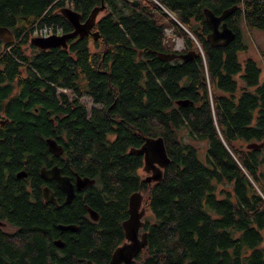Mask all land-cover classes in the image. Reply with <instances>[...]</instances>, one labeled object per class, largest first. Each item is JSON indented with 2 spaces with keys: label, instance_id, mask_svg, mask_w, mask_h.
<instances>
[{
  "label": "trees",
  "instance_id": "16d2710c",
  "mask_svg": "<svg viewBox=\"0 0 264 264\" xmlns=\"http://www.w3.org/2000/svg\"><path fill=\"white\" fill-rule=\"evenodd\" d=\"M101 6L97 40L46 51L29 43L41 26L73 31L62 8L84 22ZM234 6L226 22L235 40L212 47L203 11ZM242 25L264 31V0H0V27L14 36L0 40V221L14 228L0 234V264H108L137 192L150 215L133 264H264V79L254 60L241 61ZM167 29L182 50L166 43ZM187 52L195 53L187 62L157 57ZM50 137L62 156L48 151ZM158 137L170 161L148 185L138 173L143 157L130 150ZM54 165L95 183L66 204L39 174ZM21 171L27 178L18 180ZM45 186L57 205L43 202Z\"/></svg>",
  "mask_w": 264,
  "mask_h": 264
},
{
  "label": "water",
  "instance_id": "95a60500",
  "mask_svg": "<svg viewBox=\"0 0 264 264\" xmlns=\"http://www.w3.org/2000/svg\"><path fill=\"white\" fill-rule=\"evenodd\" d=\"M245 1V0H244ZM237 7L234 6L231 9L224 11L221 15L216 16L209 10H204V17L211 32L207 37V41L212 47H226L233 42L236 38V34L228 27L226 20L233 15ZM104 10V7L96 8L91 13L90 17L84 22L81 21L80 14L76 13L69 7H64L59 11V14L71 25L73 31L68 34H62L60 36L52 35L49 37H33L29 43L43 51L51 50L53 48L66 49L68 41L75 38H83L85 36H92L94 40L98 39V33L92 32L96 24L97 16ZM0 40L6 44L14 42V36L12 32L7 28L0 27ZM176 51H179L175 49ZM194 52H187L185 54L168 53L157 54V57L161 61L172 62L180 60L187 62L192 60ZM190 102L179 101L178 106H187ZM48 151L54 157H60L63 155V148L53 139L47 138L45 140ZM261 146L250 145L249 149H257ZM130 153L135 156L143 157L142 170L149 174L144 181L151 185L152 183H158L163 177V170L168 165L170 159L166 153V148L161 137L158 138H146L144 144L138 149H131ZM40 177L45 182L54 181L59 190L65 196V203L71 204L75 198L76 192H83L86 188L94 185L95 181L88 178H81L76 176L74 180L70 177L62 174V169L57 165L49 168L43 167L39 171ZM18 180L27 178V173L24 171L16 174ZM42 200L45 204L57 205L53 192L48 187L42 188ZM143 196L140 192L134 193L130 196L128 201V218L122 223L124 231L125 242L119 246L112 254L108 264H133L135 259L139 256L140 252L147 247V233L140 232L144 227L143 217L145 210L142 208ZM88 217L91 221L97 222L99 215L91 208L86 206ZM57 229L61 232L75 233L78 231V227L75 225L62 226L58 225ZM53 245L62 249L64 243L62 240L57 239L53 242Z\"/></svg>",
  "mask_w": 264,
  "mask_h": 264
},
{
  "label": "rangeland",
  "instance_id": "374dc122",
  "mask_svg": "<svg viewBox=\"0 0 264 264\" xmlns=\"http://www.w3.org/2000/svg\"><path fill=\"white\" fill-rule=\"evenodd\" d=\"M46 26H41L38 27V30H43ZM172 31L171 29H167L165 33V40L167 44H172L173 47L177 50H182L183 49V44L180 39L173 38L172 37ZM241 34L243 37V42L247 44L248 50L246 54H241V61H243L246 58H251L254 60L259 67L262 69V74H261V79H264V31L262 30H255V29H249L245 25H242L241 27ZM72 97V95H69ZM82 105H84L88 110H90L93 107L92 102L88 98H82L81 101ZM186 141L191 142L189 138L186 137ZM195 147H197L199 152H202V154H199V159L201 161L205 160V153L203 154L204 151V145L198 142L192 141ZM205 143V147H206ZM139 176L142 179H145L149 174L145 173L143 170H139ZM149 211H145L143 221L146 217H149ZM5 224V223H4ZM5 230L7 232H11L13 230L10 226L6 224Z\"/></svg>",
  "mask_w": 264,
  "mask_h": 264
},
{
  "label": "built area",
  "instance_id": "2783aa9c",
  "mask_svg": "<svg viewBox=\"0 0 264 264\" xmlns=\"http://www.w3.org/2000/svg\"><path fill=\"white\" fill-rule=\"evenodd\" d=\"M62 29L58 26V25H46V27L43 29V30H38V29H35L33 32H32V38L33 37H49V36H52V35H56V36H60L62 35Z\"/></svg>",
  "mask_w": 264,
  "mask_h": 264
},
{
  "label": "flooded vegetation",
  "instance_id": "af4514ba",
  "mask_svg": "<svg viewBox=\"0 0 264 264\" xmlns=\"http://www.w3.org/2000/svg\"><path fill=\"white\" fill-rule=\"evenodd\" d=\"M231 17V16H230ZM227 23V22H226ZM229 27V26H228ZM210 32H211V30H210ZM86 190V189H85ZM84 190V191H85ZM83 191V192H84ZM64 195V194H63ZM65 197V196H64ZM5 227H6V223L4 224V222H1L0 221V234L3 236V235H9V234H12L13 232H14V228L13 227H11L13 230H11V232L9 231V232H7V230H5ZM65 233H70V232H65Z\"/></svg>",
  "mask_w": 264,
  "mask_h": 264
}]
</instances>
